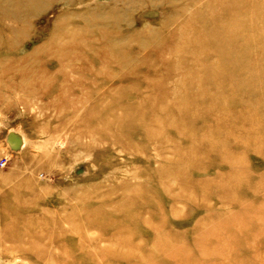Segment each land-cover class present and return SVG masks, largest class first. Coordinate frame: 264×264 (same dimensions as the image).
Here are the masks:
<instances>
[{"label": "rangeland", "instance_id": "374dc122", "mask_svg": "<svg viewBox=\"0 0 264 264\" xmlns=\"http://www.w3.org/2000/svg\"><path fill=\"white\" fill-rule=\"evenodd\" d=\"M224 1L2 0L7 23L31 29L20 51L7 36L0 45L10 69L0 72V264H264V125L247 154L231 146L252 142L243 125L252 115L264 123V93L250 94L254 104L200 95L203 65L218 59L187 53ZM236 1L238 19L220 25L245 29L248 18L264 50V0ZM72 28L87 40L59 39ZM115 32L128 58L86 69L87 48ZM71 48L84 57L62 53ZM215 143L240 157L254 193L217 191L229 169L205 152ZM236 228L245 233L234 244Z\"/></svg>", "mask_w": 264, "mask_h": 264}, {"label": "bare ground", "instance_id": "6f19581e", "mask_svg": "<svg viewBox=\"0 0 264 264\" xmlns=\"http://www.w3.org/2000/svg\"><path fill=\"white\" fill-rule=\"evenodd\" d=\"M30 1V4L32 5V0ZM236 0H227L222 2L221 6H212L210 12L212 11L211 15L212 18L205 24V27L207 28L206 32L203 34H200L199 39H188V42L191 44L190 48L187 50V53L189 57H194L196 53H201L204 57L207 56L209 59H218L215 62L211 63L210 65L205 64L203 65V73L206 77V81L204 79V84L199 82L201 86V89L199 90L200 95H204V97H207L210 90H214V92L221 93V95H228L230 99L235 100H248L251 103H256L257 101L252 98L250 94H253L255 92H262L264 93V50H263V44L261 39H263V35L261 37L254 36L256 33H253V25L254 23L252 21H249L248 18L244 17L241 18L238 23H242L241 25L245 26L244 28H227L220 25L222 21H228L231 23H234L238 18L235 17L234 11L229 12L230 9H232L235 4ZM259 2V0H257ZM15 3L17 5H21L23 3V0H15ZM42 5V4H41ZM246 5V3H245ZM215 7V8H214ZM256 8V7H254ZM5 10L7 8L2 4V0H0V45L2 44L3 39L5 36L9 38V41L7 42L8 48L11 46V49L13 48V51H20V44L18 45V36L21 34H26L28 31H30L31 28H27L28 30H25L20 27L19 22L20 20H16V18L13 20L12 24H8L6 21V15ZM2 11V13H1ZM44 14V13H43ZM41 14V15H43ZM5 15V16H4ZM240 26V25H239ZM185 29H189V26L186 25L184 27ZM183 30V31H184ZM57 32V31H56ZM56 32L55 36L53 37L52 45H56ZM181 32L176 34V37H181ZM54 35V32H53ZM188 35V34H187ZM60 37L59 39H64L70 41V43H76L77 45L84 43L86 41V35L84 33V30L81 29H66L63 31H60L58 34ZM103 39L106 42L105 47H95L93 49L91 46L87 48L88 52L93 55V59L95 61H92L89 65H87L86 69H91L94 67V65L98 62L104 64L108 58H110L113 54H116L118 56H125L128 58V55L131 54V52H127L125 49L126 47L122 46V37L119 36L117 32L115 33H104ZM175 37V38H176ZM103 41V40H102ZM96 44V43H95ZM97 45V44H96ZM153 48V47H152ZM150 48V49H152ZM162 48H166V46H162ZM158 49V48H157ZM95 50V51H94ZM162 51V49H159ZM164 50V49H163ZM245 50L246 55L243 53ZM94 51V52H92ZM241 51V52H239ZM36 53V52H35ZM33 55L34 60H38L37 56ZM64 55H70L69 57H75V58H83L84 56H79L77 53H75V50L71 48V50H67V52H62ZM67 53V54H66ZM72 54V56H71ZM96 54V55H95ZM197 55V54H196ZM260 56H263V58H260ZM119 58L120 61H122V58ZM198 58V57H196ZM183 59V58H182ZM214 59V60H215ZM134 59H127L125 62L128 61L133 62ZM125 62L120 63L118 66L121 70L124 68ZM228 63V66L226 69L222 68V65ZM178 61L176 64H174V68L177 66ZM10 65V64H9ZM179 66V65H178ZM31 67H34L32 64ZM181 67V66H180ZM13 65H11V70L13 69ZM10 71L9 68H4L2 64H0V72H8ZM203 79V78H202ZM203 82V81H202ZM185 83V82H184ZM229 88H227V86ZM216 96H211L210 101L213 102V112L219 110V108L215 105H218L216 101L212 100ZM263 98V96L261 97ZM264 99V98H263ZM244 102V101H243ZM247 112V111H246ZM247 115L249 113L247 112ZM250 116V115H249ZM256 117L252 115L250 120L246 123L244 122L243 125L245 127H248V130L244 133L246 138H252V142H245V138H242L241 144H232L234 149L240 150L242 149V152L248 153L250 149L252 148L254 143L253 136L263 131L262 128L259 126L264 125V123H259L256 121ZM224 124V123H223ZM228 125H220L215 128L216 135H219V132L223 131V127H226ZM241 126V125H240ZM236 131H239L235 129ZM230 139V138H229ZM248 143H251L248 144ZM204 148V147H203ZM207 150L205 151L208 154L218 152L220 158L222 161L228 166L229 174L227 177V180H225L223 183H219L217 188V191L220 192L223 196L230 194V192H234V194H238L240 191V185H244V189H246L247 193H254L257 190L256 185H252L250 183V180L252 177L245 172L244 170L237 168V161L240 159L239 156L235 154V152H229L226 146H223V143L220 144H207L206 145ZM233 149V150H234ZM228 181V182H227ZM260 184L264 183V177L260 179ZM213 187H210L212 189ZM264 198V197H263ZM264 205V204H262ZM242 209L239 210L238 213L235 214V218H237L238 214H244V212L247 211V207H241ZM237 216V217H236ZM234 218V219H235ZM244 228H236L232 234H231V240L234 244L237 243L238 239H240V235L238 233H235V231L244 232ZM235 233V234H234ZM245 233V232H244ZM264 233V232H263ZM261 236V233H257L254 235V239H259ZM209 238H211L210 235L207 233H204V242L207 241ZM201 244V243H200ZM246 241L245 245L248 247L250 244ZM204 260L203 256L197 259L186 260L185 263L188 264H195V263H202Z\"/></svg>", "mask_w": 264, "mask_h": 264}]
</instances>
